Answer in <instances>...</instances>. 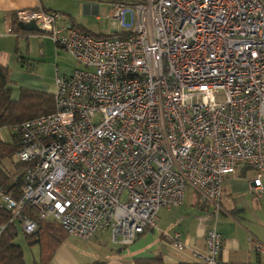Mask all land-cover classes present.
<instances>
[{"label":"built area","instance_id":"obj_1","mask_svg":"<svg viewBox=\"0 0 264 264\" xmlns=\"http://www.w3.org/2000/svg\"><path fill=\"white\" fill-rule=\"evenodd\" d=\"M108 1L121 35L93 38L41 7L15 13L77 67L56 72L53 113L11 129L25 167L10 175L19 196L0 188L8 224L32 234L33 213L130 247L188 189L216 213L223 190L264 199V0ZM166 238L185 248L180 233ZM222 248L214 223L193 255L228 264Z\"/></svg>","mask_w":264,"mask_h":264},{"label":"crops","instance_id":"obj_2","mask_svg":"<svg viewBox=\"0 0 264 264\" xmlns=\"http://www.w3.org/2000/svg\"><path fill=\"white\" fill-rule=\"evenodd\" d=\"M48 4L58 8L57 6L60 3L48 2ZM84 5L85 12H91L96 15V5ZM39 7L48 12H59L51 10V8H45L43 0H0V65L7 67L10 71V87L13 99L17 98L19 88L48 93L53 90V88H49L46 91L40 90L36 86L38 84H36L35 79L38 77L34 72L42 57H45L46 54H52L50 53L52 52L51 49L47 47L50 46L52 41L49 37L39 33L23 31L18 26L19 22L16 24L13 22L16 19L15 13L17 11L36 10ZM67 17H69L71 27L73 22L88 31L72 17ZM118 33L119 31L104 34L89 32L87 35L93 38H101ZM55 49L57 50L54 53L56 55L62 50L56 46ZM76 67L77 64L74 68ZM57 73L59 74V72ZM69 75L62 74L60 76ZM224 191L225 198L230 196L231 202L226 201L221 204L223 207L221 209V225L223 229L219 232L223 245L221 259L228 264L236 262L264 264V254H257L254 248L256 242L264 244V202H259L264 199H257L258 201L252 202L250 200L251 197H256L253 196L249 187H244L239 192L229 193L226 190ZM233 194L238 196L236 197L237 199L232 197ZM194 196L196 195L194 194ZM248 196H250V199ZM195 199L196 201L197 199L199 200L197 196ZM193 203L195 204V201ZM178 208L172 210L161 209L165 212L160 211L162 212L161 214L158 212L155 221L156 228L146 230L130 247L111 245L109 237L106 238L103 233H96L88 240L69 235L56 250L51 264H90L94 262L103 264H135V260L154 258L160 259L162 264H198L200 259L195 257L193 252L198 255L204 254V237L206 230L210 226L206 227L207 220L205 219L199 220L196 224H191L195 231L194 237H191L188 234V230L184 229L186 226L189 228L190 225L187 224L190 221L187 222L184 216L179 215ZM210 208L211 212H213L211 206ZM250 219L254 221H250ZM229 224L230 228L228 227ZM176 232L181 235V240L185 246L183 250L175 249L167 241L166 235ZM236 234L241 235V238H233V235ZM250 238L253 240L249 241ZM246 239L249 242V244L247 243L248 245L246 244Z\"/></svg>","mask_w":264,"mask_h":264},{"label":"trees","instance_id":"obj_3","mask_svg":"<svg viewBox=\"0 0 264 264\" xmlns=\"http://www.w3.org/2000/svg\"><path fill=\"white\" fill-rule=\"evenodd\" d=\"M13 22L16 24L17 20L15 19ZM72 28L81 33H89L80 25H75L73 22ZM38 33L36 32V34ZM121 34L118 33L115 35ZM10 84L9 69L0 65V129L7 128L11 130L13 127L25 121L46 116L54 112V102L51 93L19 88L17 98L13 99ZM18 149L16 135L12 134L9 142H4L0 139V188L6 194L14 197L19 196L22 183L20 180L14 181L4 171L2 163L9 162L17 171L25 167V164L17 163L14 160ZM193 206L203 212H209L211 209L209 204H202L198 199ZM30 215L35 219L37 229L34 233L28 235L23 234L17 227L8 224L7 213L0 209V229L3 228L0 232V264H27L24 258V250L15 241L18 234L23 235L25 246L28 249L37 247L39 251L37 259L33 260L32 264H51L56 250L69 236L59 225L38 220L33 213H30ZM134 263L162 264V261L154 258L135 260ZM90 264L103 263L94 262Z\"/></svg>","mask_w":264,"mask_h":264},{"label":"rangeland","instance_id":"obj_4","mask_svg":"<svg viewBox=\"0 0 264 264\" xmlns=\"http://www.w3.org/2000/svg\"><path fill=\"white\" fill-rule=\"evenodd\" d=\"M130 0H123L122 2L125 4H128ZM139 2L140 0H134ZM48 2H58L60 3L59 6L53 7ZM86 2V3H85ZM110 1L108 0H43V5L45 8H51V10H56L59 12L60 15L63 16V19L66 20L67 23H69V17H72L75 19L76 22L81 23L90 33H116L120 32V26L119 23L116 19L113 17H110ZM84 4L86 5H96L97 6V13L96 15H93L91 12H85L84 10ZM64 13V15H63ZM97 18V20H96ZM125 22H129V16L126 15ZM42 35V34H40ZM48 49H51L52 54H46L45 57H42L41 61L39 64H37V69H35V75L38 77L35 79L36 85L40 90H48L49 88H53V83H54V77L56 72H59L60 75L62 74H68L74 69L76 66L75 60L65 51L60 50V53L57 55L54 54L55 51V45L50 42V46H47ZM50 47V48H49ZM74 66V67H73ZM73 67V68H72ZM71 74V73H70ZM13 132L7 128H2L0 129V139L4 142H9L11 140V135ZM2 167L6 173L9 175H12L15 170L12 165L9 162H3ZM225 191H222V197L220 201V207H222V203L228 201L231 202L230 196L229 198H225ZM193 192L188 189L185 191L184 194V204L180 208L177 209L178 213L180 216H184L187 222H189L187 225H190L189 228L186 226L184 229L188 230V234L191 237H194L195 231L192 228L191 224H196L199 220L205 219L207 220V225L206 227H209L213 225L214 223L216 224V228L218 232H221L223 229V226L221 225L222 218H221V210L216 213V212H203L197 209L196 207H193L194 201L196 199L194 198ZM233 198L237 199L235 194L232 195ZM250 199V196H248ZM252 202L258 201L256 198L250 199ZM259 202H264V200H261ZM164 211V210H160ZM159 211V212H160ZM165 212V211H164ZM162 212H160L161 214ZM237 220V219H236ZM250 221H254L253 219H250ZM230 228V224L228 225ZM184 230V231H185ZM103 233V235L107 238L108 233L107 232H99ZM241 238V235L236 234L233 235V238ZM16 243L22 247L24 250V258L27 264H32L33 260L37 259L38 255V249L37 247L28 249L25 246L24 242V237L22 234H18V237L16 238ZM246 244L249 242L247 239L245 240ZM247 244V245H248ZM33 256V257H32Z\"/></svg>","mask_w":264,"mask_h":264},{"label":"water","instance_id":"obj_5","mask_svg":"<svg viewBox=\"0 0 264 264\" xmlns=\"http://www.w3.org/2000/svg\"><path fill=\"white\" fill-rule=\"evenodd\" d=\"M18 26L23 31H27V32H38V28L33 23H31V24L19 23Z\"/></svg>","mask_w":264,"mask_h":264}]
</instances>
